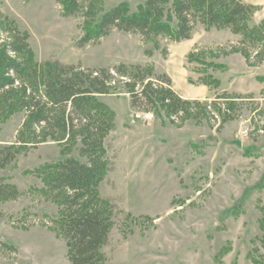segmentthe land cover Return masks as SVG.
Returning a JSON list of instances; mask_svg holds the SVG:
<instances>
[{
    "label": "rangeland",
    "instance_id": "rangeland-1",
    "mask_svg": "<svg viewBox=\"0 0 264 264\" xmlns=\"http://www.w3.org/2000/svg\"><path fill=\"white\" fill-rule=\"evenodd\" d=\"M94 1L102 9L125 1L134 10L144 0ZM245 2L254 26L264 19V0ZM4 17L28 32L38 61L149 65L201 103L166 115L132 107L121 89L101 96L114 115L105 139L111 167L99 184L115 206L106 264H264V44L248 52L231 29L199 24L190 38H163L166 50L151 53V43L116 29L79 47L82 16H64L56 0H0ZM1 26L3 43L10 33ZM23 119V109H0V144L15 142ZM79 146L66 150L56 134L34 127L0 168L18 189L0 202V264H69L54 221L62 206L40 170L65 153L78 157Z\"/></svg>",
    "mask_w": 264,
    "mask_h": 264
},
{
    "label": "trees",
    "instance_id": "trees-1",
    "mask_svg": "<svg viewBox=\"0 0 264 264\" xmlns=\"http://www.w3.org/2000/svg\"><path fill=\"white\" fill-rule=\"evenodd\" d=\"M56 1L64 16H82L79 47L116 29L151 43L147 49L151 53L166 50L161 47L163 38H190L199 24L231 29L241 36L239 45L248 52L264 44V19L250 26L252 7L245 0H144L134 10L125 1L107 9L94 0ZM4 19L0 31L3 23L10 36L0 43V109H23L24 119L15 142L0 144V168L15 159L34 127L56 134L66 150L79 141L78 157L65 153L44 165L40 174L52 198L62 206L54 221L67 242L69 264H106L103 248L114 226L115 206L100 196L99 184L111 167L105 139L114 115L101 96L121 89L129 95L132 107L166 115L188 114L201 103L182 97L167 73H156L149 65L119 62L85 68L55 58L38 61L28 32ZM17 195V186L0 176V202Z\"/></svg>",
    "mask_w": 264,
    "mask_h": 264
}]
</instances>
